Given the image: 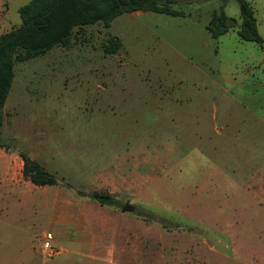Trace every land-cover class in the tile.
I'll return each mask as SVG.
<instances>
[{
    "label": "rangeland",
    "instance_id": "obj_1",
    "mask_svg": "<svg viewBox=\"0 0 264 264\" xmlns=\"http://www.w3.org/2000/svg\"><path fill=\"white\" fill-rule=\"evenodd\" d=\"M26 1L0 0V34ZM247 1L263 31L264 0ZM167 6L177 12L74 26L66 43L14 60L0 106V264L76 263L90 230L121 264H264V122L230 96L253 41L236 32V0ZM220 8L235 23L213 37ZM110 36L121 44L106 52ZM18 151L59 183L24 178ZM99 189L118 205L76 191ZM43 232L60 255L39 251Z\"/></svg>",
    "mask_w": 264,
    "mask_h": 264
},
{
    "label": "trees",
    "instance_id": "obj_2",
    "mask_svg": "<svg viewBox=\"0 0 264 264\" xmlns=\"http://www.w3.org/2000/svg\"><path fill=\"white\" fill-rule=\"evenodd\" d=\"M176 0H27L17 7L21 22L0 34V106L3 104L13 77V63L49 50L56 44L68 41L74 26L103 21L105 24L123 10L150 9L176 13L167 6ZM240 21L236 30L242 40L261 44L262 38L256 28V18L247 0H236ZM235 23L220 8L213 11L206 28L215 37ZM121 44L116 36H110L103 44L106 52H112ZM1 124V117H0ZM2 146L3 143L0 142ZM21 159V175L35 185L57 184L59 179L36 159L18 151ZM100 204L118 205L119 200L104 190H76ZM139 213V212H137Z\"/></svg>",
    "mask_w": 264,
    "mask_h": 264
},
{
    "label": "crops",
    "instance_id": "obj_3",
    "mask_svg": "<svg viewBox=\"0 0 264 264\" xmlns=\"http://www.w3.org/2000/svg\"><path fill=\"white\" fill-rule=\"evenodd\" d=\"M257 31L262 38L261 44L253 41V48L248 52L247 57L242 61L238 70L242 75H239L235 82V72H229L234 79L232 88L236 92L230 93V96L235 101L243 103L245 107L252 108L254 114L256 112L255 115L258 116L259 120H252L254 123H262L264 122V90L262 89V84H264V29L261 31L257 28ZM247 65H254L256 67L245 68ZM91 231L85 243L78 244V247L70 250V253H76L85 259H80L78 262L72 263L64 258L60 264H98V260L100 259H106L111 264H121V259L116 256V252L120 249L111 244L110 246L106 243H95L94 234L93 231L91 234ZM67 251L63 253L68 255L69 252Z\"/></svg>",
    "mask_w": 264,
    "mask_h": 264
},
{
    "label": "built area",
    "instance_id": "obj_4",
    "mask_svg": "<svg viewBox=\"0 0 264 264\" xmlns=\"http://www.w3.org/2000/svg\"><path fill=\"white\" fill-rule=\"evenodd\" d=\"M39 251L45 256H51L58 254L61 251V247L53 245L52 234L50 232H43Z\"/></svg>",
    "mask_w": 264,
    "mask_h": 264
},
{
    "label": "water",
    "instance_id": "obj_5",
    "mask_svg": "<svg viewBox=\"0 0 264 264\" xmlns=\"http://www.w3.org/2000/svg\"><path fill=\"white\" fill-rule=\"evenodd\" d=\"M12 149L13 147L9 148V150H12ZM131 208H132V205L127 202L123 203L121 206V210H131Z\"/></svg>",
    "mask_w": 264,
    "mask_h": 264
}]
</instances>
